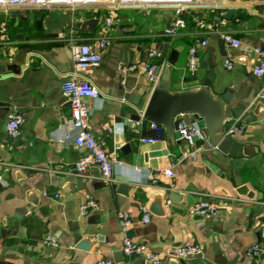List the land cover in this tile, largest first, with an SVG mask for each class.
Returning a JSON list of instances; mask_svg holds the SVG:
<instances>
[{
    "label": "crops",
    "instance_id": "1",
    "mask_svg": "<svg viewBox=\"0 0 264 264\" xmlns=\"http://www.w3.org/2000/svg\"><path fill=\"white\" fill-rule=\"evenodd\" d=\"M200 1L183 12L187 26L175 36L166 30L178 17L176 8L165 4L122 6L118 0H100L75 10L0 8V28H6L15 48L13 54L0 51V175L8 182L7 187L0 185V264H96L100 259L146 264L121 252L120 211L133 218L129 237L146 244L166 264H264V78L252 74L259 60L255 50L264 49V0ZM224 7L236 8L231 20H226ZM223 33L240 40L241 46L225 44ZM217 36L225 44V55L220 54ZM103 38H109L110 45L99 50L100 66L78 73L71 47ZM206 39L209 44L200 50V67L192 75L187 68L189 49ZM164 49L167 60L176 55L174 66L167 60L162 65L163 71L171 68L173 91L199 88L207 74L204 64L212 69L215 96L233 91L226 126L246 125L245 133L235 139L250 154L243 155L239 169L219 150L192 160L186 157L189 147L183 142L174 145L166 134L155 144L141 141L155 135L143 117L153 89L142 74L128 75L123 84L118 66H140L151 52L161 54ZM227 58L233 60L231 70L224 65ZM76 72L100 91L98 99H85L92 133L106 142L110 155L125 163L115 169L111 184L101 179L97 168L87 177L76 171L86 150L75 144L77 131L62 94L65 80ZM14 109L27 117L19 139L5 129L8 112ZM167 168L175 173L173 187L153 185L150 176ZM87 194L101 208L81 215ZM204 200L219 208L218 218L189 215V209ZM144 206L155 210L148 224L142 222ZM48 235L59 240L58 248L43 244ZM75 236L87 242L88 251L73 245ZM186 242L202 244L204 256H172V250ZM260 243L262 256L247 257L249 248Z\"/></svg>",
    "mask_w": 264,
    "mask_h": 264
},
{
    "label": "built area",
    "instance_id": "2",
    "mask_svg": "<svg viewBox=\"0 0 264 264\" xmlns=\"http://www.w3.org/2000/svg\"><path fill=\"white\" fill-rule=\"evenodd\" d=\"M200 0H118L122 6L134 5L146 7L155 4L171 5L176 8L178 17L171 23L166 30L168 36H175L181 30L185 29L186 21L181 17L183 12L189 5L200 3ZM105 3V2H104ZM100 4V0H0V8L13 7H68L73 10L80 7H88ZM113 20H107V25L111 26ZM222 40L225 44H229L235 48L241 46V41L233 37L230 33H223ZM14 42L11 40L5 27L0 28V51H6L10 54L14 52ZM209 44V40H203L196 43L189 49L187 57V68L190 74L194 75L200 67L201 49H204ZM110 45L109 38L97 40L94 44L77 43L71 47L72 62L78 73L85 74L88 71L97 68L102 63V55L100 51L105 50ZM100 50V51H99ZM256 53L259 56L258 62L253 66L252 74L257 78H264V49L257 48ZM160 54L151 52L147 60L140 66L119 64L118 71L123 78V84L126 83V78L130 74H142L147 79L148 83L154 89L159 81V76L156 75L157 64L155 59ZM225 68L231 70L234 66L233 60L227 58L225 60ZM77 72L67 77L62 87V94L68 99L71 116L73 119L72 126L77 131L75 144L79 148L86 150V153L80 158L76 164V171L81 177H87L88 172L92 168H97L100 172L101 179L107 184H111L115 180V169L124 167L125 163L119 160L116 156L110 155L106 149V142L96 137L89 125L90 104L85 99L95 100L100 96V91L96 86H93L83 81ZM260 99L264 102V90L260 94ZM179 122L178 140L185 143L189 147L186 157L192 160H197L205 155L210 150H218L217 146L211 144L209 139L203 132V126L200 119L195 115L182 114L177 117ZM27 123V117L24 113L14 109L8 112L5 129L7 133L14 139H19L23 136L24 127ZM150 127L154 132V137L142 138L141 141L147 144H155L165 139V129L157 123H150ZM247 127L243 123L231 122L227 125L225 136L234 139L245 133ZM104 130L113 132V128L104 127ZM175 173L173 168L164 169L162 172L150 176L153 185H161L166 189L173 187ZM0 185L7 187L8 182L0 175ZM60 197L59 194L54 196L55 199ZM99 202L91 195H85V200L80 206L81 215H86L91 212L100 210ZM193 217H201L208 219H216L219 217V208L211 202L202 201L194 204L188 211ZM142 222L148 224L152 218V212L149 207L142 208ZM118 218L121 224V230L124 234L122 241L121 252L126 257L142 258L146 264H166L165 260L158 254L149 250L148 246L143 243L136 242L129 237V232L134 225L133 218L129 212H118ZM262 238L264 239V226L262 230ZM43 244L47 247L58 248L59 240L48 235L43 240ZM205 254V247L202 244H191L186 242L177 246L172 250V256L177 259L200 258ZM247 257L258 259L263 254L262 244H256L249 248ZM96 264H114L111 259H100Z\"/></svg>",
    "mask_w": 264,
    "mask_h": 264
},
{
    "label": "water",
    "instance_id": "3",
    "mask_svg": "<svg viewBox=\"0 0 264 264\" xmlns=\"http://www.w3.org/2000/svg\"><path fill=\"white\" fill-rule=\"evenodd\" d=\"M224 8H226V20H231L236 8ZM13 13H16V11ZM217 14L219 15L220 11ZM42 21L43 18L39 20L38 26H41ZM215 38L220 43V54L225 55V44L221 41L220 36ZM175 56V53H172L167 60V51L165 49L159 56V66L156 75L160 76V80L153 89L152 96L144 112V119L162 125L167 138L176 145L180 144L177 133L179 127L177 117L182 114L197 116L202 123L203 132L211 144L217 146L221 153L232 157L235 168L239 169L243 164V155L249 156L250 154L248 148H243L235 138L231 139L225 136L227 128V105L233 98V91L229 90L220 97L212 93L211 87L214 75L212 69L207 64H204L207 68L206 78L199 88L173 91L170 84L171 68L167 67L163 71L162 65L167 60L169 66H174ZM124 181L128 183L129 180L126 179ZM204 201L211 202L212 200ZM150 210L151 212L155 211L153 209ZM73 245L81 250H89L87 242L82 240L81 236H75Z\"/></svg>",
    "mask_w": 264,
    "mask_h": 264
}]
</instances>
